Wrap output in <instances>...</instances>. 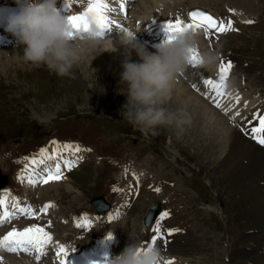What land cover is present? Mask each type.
Here are the masks:
<instances>
[{"label":"rangeland","instance_id":"rangeland-1","mask_svg":"<svg viewBox=\"0 0 264 264\" xmlns=\"http://www.w3.org/2000/svg\"><path fill=\"white\" fill-rule=\"evenodd\" d=\"M12 1L15 2L0 0V6ZM57 2H62L63 14L76 10L72 6L64 9L66 0ZM75 2L77 5L79 0H71L72 5ZM235 3L231 5L242 8L253 23L233 21V28L237 30L231 31L230 35H211L209 42L220 57L231 60L233 83L243 88L242 92H254L257 97L258 92H264V0H235ZM139 4L142 9L146 7L144 2ZM185 4L188 7L189 4ZM199 6L215 7V12L226 23L221 1H206ZM20 54L23 55L9 47L0 52L2 66L14 62L13 67L0 71V172L8 176L10 190L21 203L32 206L37 203L42 207L44 200H51L55 204L50 214L39 211L34 220L41 226L51 221L46 230L55 241L67 243L69 249L83 250L110 236L115 238V254L134 241L147 245L145 242L154 234L153 224L145 226L143 218L147 209L159 202L161 211L170 213L162 222L163 229H182L181 235L187 239H176L170 245L174 248L180 244L181 248L171 255L165 254L166 261L173 260L174 264H264L260 231L258 227H251L248 219L252 211L262 213L255 204L257 197L248 192L249 187L236 186V175L232 171L238 163L232 157L221 161L224 153L220 154L210 138H198L188 125L180 135H177L175 125L159 126L155 136L151 132L145 134L135 130L123 118L122 109L127 97L112 78L115 69L108 58L92 60L87 56L75 65L80 71L72 69V75L60 76L46 65L16 60ZM75 100L76 107L61 112ZM61 102L65 105L55 109ZM164 107L170 111L179 110L169 101ZM77 109L90 114L77 115ZM50 110L56 117L51 124L43 125L38 117L47 121V116H53ZM234 110L235 106L231 111ZM242 128L248 129V126L242 122L233 129L249 138ZM124 135L139 144L137 162H134L146 172L138 194L137 187L122 189L121 186L127 183L117 182L123 160L134 159L130 152L134 150L123 146L128 142ZM49 137L78 142L90 151H83V160L69 175L70 183L74 185L72 190L67 191L65 184H61L52 186L54 191L50 187V193L46 190L44 196L40 192L28 194L26 184L17 178L24 163L17 161L30 155L24 156ZM147 148L152 149H149L152 153L149 161L142 156L148 153ZM149 163L153 165L151 168ZM152 177L154 182L149 181ZM113 186L122 191L113 192ZM156 188L160 191L156 192ZM98 194L112 204L106 213H96L90 204V198ZM118 207L121 212L116 217ZM85 213L93 218L89 229L71 228L67 223L72 221L71 218L75 221V214L82 217ZM109 213L114 216L111 221L107 219ZM42 264H53L51 253Z\"/></svg>","mask_w":264,"mask_h":264},{"label":"clouds","instance_id":"clouds-1","mask_svg":"<svg viewBox=\"0 0 264 264\" xmlns=\"http://www.w3.org/2000/svg\"><path fill=\"white\" fill-rule=\"evenodd\" d=\"M175 2L152 0L160 11ZM15 3L19 11L9 16L7 30L18 44L24 45L23 59L34 65H46L60 76H70L72 68L89 54L116 51L112 38L103 37L96 17L91 14L87 16L86 29L73 37L57 10V0H15ZM136 33L123 31L120 35V42L126 46L120 73L121 83L125 85L121 91L127 97L123 118L141 133L151 132L155 136L159 126L175 125L180 135L185 125L191 124L190 116L182 110L170 111L164 105L188 69L190 58L200 43L199 35L178 32L171 40L165 39L156 46L153 52L134 40ZM131 50L136 51L139 61L130 59ZM219 59V52L209 48L199 53L198 65L212 70ZM227 87H234V83H228ZM107 264H162V256L155 246L134 241L110 257Z\"/></svg>","mask_w":264,"mask_h":264},{"label":"snow or ice","instance_id":"snow-or-ice-1","mask_svg":"<svg viewBox=\"0 0 264 264\" xmlns=\"http://www.w3.org/2000/svg\"><path fill=\"white\" fill-rule=\"evenodd\" d=\"M66 6L69 8L72 6L71 0H66ZM117 9L110 7L108 0H87V7L84 11L68 15L67 21L74 31H68L70 36H75L77 33L83 31L87 27L86 19L88 15H93L98 21L99 29H104L115 24L122 28L123 31H129L122 24L117 23L116 20L111 19L108 13L116 12ZM119 11L127 17L128 9L125 6V0H120ZM229 11H235L230 9ZM190 22L185 23L179 17L167 18L165 23V29L168 33L167 39L171 40L174 34L181 31L196 32L198 29H203L206 36L223 34L229 31L237 30L233 28V23L229 20L227 23L223 19L216 18L206 11L194 10L189 13ZM246 23H253L252 20L246 21ZM102 34V31H100ZM199 64V52L196 50L190 58L189 65L195 67ZM233 68L231 60L221 61L219 66V79H204L203 84L210 91L214 92L216 96H221L224 94V89L227 87V79L230 70ZM196 88V85H192ZM207 95V93H206ZM237 103H239L240 97H236ZM215 106L220 109L222 106L219 101H216ZM245 106H247V101H245ZM224 113L227 115L228 109H223ZM240 113L237 112L235 116H239ZM235 116L230 117L231 120H235ZM253 118L258 121L255 126L250 129H241L246 135H249L253 141L257 144L264 146V114L256 113ZM251 124V121H249ZM50 144L56 145L51 153H49L47 147H43L39 152L33 156L24 157L22 160L17 162H23L24 168L18 173V180L21 182H27L30 186L36 187L39 184H48L53 181H60L64 179V169L71 170L74 168L80 160L83 159L82 156H77V153L82 151H90V149H83L80 145L74 142H60L57 140L50 141ZM64 152H70V157H65ZM55 161L53 164L52 162ZM136 178V187L138 194L139 186V175L134 174ZM132 185H129V189ZM113 192L122 191V189L113 186ZM156 192L160 189L156 188ZM127 203V201H126ZM10 205V207H9ZM54 205L49 202L46 203L40 212L46 213L50 207ZM39 213L34 211L33 206L30 204L21 205L19 198L11 194L10 190L0 188V225L6 222H11L18 216L34 217L38 216ZM116 215H119L117 211ZM170 216L169 211L162 210L156 217L154 224L152 225V232L154 233L150 241L145 243L156 246L158 242L162 241L163 245H167L170 240L169 238L182 229L170 228L163 229L162 222L165 221ZM99 219V218H95ZM107 219L109 221L114 219L112 213H109ZM93 223V218H89L87 213H85L79 221H77L76 226L80 229H89ZM51 225V221L48 225L41 226L39 224H32L28 227H24L22 230H18L13 227L5 235L0 236V253H35V259L37 262L41 260V257L46 252V247L53 242V237L49 231L45 228ZM75 249L72 248L71 251ZM70 251L66 248L64 244L57 242L56 256L59 258V264H67V257ZM3 260V256H0V261ZM162 264H174L173 260L162 261Z\"/></svg>","mask_w":264,"mask_h":264},{"label":"bare ground","instance_id":"bare-ground-1","mask_svg":"<svg viewBox=\"0 0 264 264\" xmlns=\"http://www.w3.org/2000/svg\"><path fill=\"white\" fill-rule=\"evenodd\" d=\"M206 1L209 2L212 0H179V2H176V4L174 5V8H176V11L178 12V14L182 15L184 13V11L182 9H179V7L183 6L186 2L189 4L188 8H192V7L199 6V4H204V3H206ZM219 1H221V3L224 4V6L225 5L232 6L231 4H233V5L237 4V3H235V0H219ZM232 1H234V2H232ZM144 3H145V6L147 4V7L141 9L139 11V13L132 15L133 13L130 12V17L131 16L134 17V19H133L134 20V22H133L134 31L131 30L129 25H126L125 23L123 24V26L126 27L129 31L137 32L135 34L134 40L140 44H143V43L139 40L138 35H139L140 31H142V32L145 31V29H144L145 23L148 20H150L149 25H148L149 27H154L156 25L162 26L164 23V18H165V15L162 13V11H160L155 5L152 4V0H144ZM215 5L216 4H214V6ZM170 6L171 5H167L164 9L165 10H168V8L171 9ZM211 8L215 9V7H211ZM149 9H151V10L149 11ZM238 13L242 14L241 12H238ZM137 20H138V22H137ZM65 26H66V29L68 31H74L71 28L70 24L68 23L67 19L65 21ZM164 28H165V26H164ZM122 32H123V30L118 31L116 34L106 36V38H109V37L112 38L114 46L116 48V51H103V52H100L96 55H95V53L88 55V57L90 59H92V57L94 55V58L92 60H95L98 58H101L104 60V59L108 58L110 60L109 62H112L111 65L114 67L115 72H116L114 75L115 77H112V78L115 79V83H116V86L118 88H124L123 84L121 83V77H120V73L123 71L122 62L125 59V52H126V46L120 42V35L122 34ZM202 32H203V29H198V31L194 32V33L199 35L200 43H199L198 48H197V50H199V51H201V49H204L203 42H204L205 38H204V35ZM143 45L147 48L148 51H153V52L156 50V46H158V45H156L154 47H150V46L145 45V44H143ZM130 59L132 61H139L140 58L137 55L135 50H131ZM16 60H19V58ZM12 64H13V62L12 63L7 62V63L3 64V66L0 67V71L4 70L8 66H12ZM231 78L228 81V83H231V82L233 83V80ZM188 79L192 80L194 83L197 82L196 76L194 74L188 76ZM234 84L237 86L236 83H234ZM236 86L232 88L233 93H237L239 95V97H241V94L248 97L249 98V104L252 105L257 100L254 92L250 93V94H248L246 92H239V90L236 88ZM198 91L204 95H206V93H207V95H206L207 97L203 98L202 96H200V94H198L193 89H191L188 86L187 81L182 82V81L178 80V82L174 86L172 96L168 101L170 103H172V105L174 107H176V109L182 110L183 112H186L190 116L191 124L188 125V127L192 133L198 134L197 135L198 138H203V139L204 138H210L213 141V143L215 144V146L218 148V150L220 151V154L222 155V153H224L223 157H221V161L222 160L226 161L228 158L232 157V160L235 161L236 163H238V166H235L234 169L232 168L233 169L232 172L236 175V178H235L236 186L242 187V188L245 186L249 187L250 191H248V192H253L254 196L257 197V201L255 200L256 201L255 204L262 211V213H257L256 211H252L249 218L247 216L246 217L249 219L250 224L252 225L251 227H258V229L260 231L259 236H260V238H262L261 244L264 247V233H263L264 232V148L260 147L259 145H256L250 138L243 137L236 129H233L234 127L232 128V127H229L227 125V123L225 121L226 120V118H225L226 114L221 112L220 110L213 108L210 105V103L208 102V98H210V92H209V89L207 87H202V85L198 84ZM227 95H228V97H225V98H230L231 96H233L232 94H227ZM242 105H243V103L240 104L239 109L242 108ZM235 108H238V105L235 104ZM226 109H228V112L230 114L233 113L231 111L232 107H230V108L226 107ZM263 109H264V103L258 102L256 105L253 106V108L250 109L249 113L252 114L253 116L256 113L262 114ZM235 111H236V109H235ZM201 116L204 118H202ZM48 117H50V115L47 116L46 118H48ZM38 118H39V121L46 122L45 118H41V117H38ZM237 119L238 118L236 117L235 120H237ZM249 121H251V125H254L256 123V122H253V121H256L254 118L249 119L248 124H249ZM231 122H234V121H230V122L228 121V124H230ZM191 128H192V130H191ZM171 150L174 153H176L174 149H171ZM64 177L65 178L60 180V181H53V182H50V183H48L44 186H41V187H39V185H37L36 187L30 186L26 181L24 183L26 184L28 193H33V194L35 193L36 194L37 192H40L41 196H42L43 192L48 190L50 187L58 186L61 184H65L67 191L72 190L73 186L70 183L71 179L67 176V174H65V172H64ZM247 182H248V185L246 184ZM53 191H54V188H53ZM62 191H63V189H62ZM48 192H49V190H48ZM255 197H253V198H255ZM114 215L116 217H118L116 215V213ZM10 230L4 228L0 231V233L5 235ZM181 233H183V232L173 234L170 237V239H171L170 243H168L166 246L163 245L162 241H160L156 245V248L161 250L160 252L164 257H165V254L171 255V253H173L174 251L176 252V249L181 246L179 244L178 247H174V248L170 247V245L173 242H175L176 239L181 240L182 238H184V237H182ZM184 239L187 240L186 238H184ZM254 242H255V240H254ZM119 244L120 243H118V245ZM262 246H260V247H262ZM167 248H168V250H167ZM166 251L168 253H166ZM0 256H3V260L0 261V264H22V262L26 263V264H36V262L33 261L32 259L26 260L25 258L15 257L13 255H3L1 253H0ZM162 261H166V260L163 259Z\"/></svg>","mask_w":264,"mask_h":264},{"label":"water","instance_id":"water-1","mask_svg":"<svg viewBox=\"0 0 264 264\" xmlns=\"http://www.w3.org/2000/svg\"><path fill=\"white\" fill-rule=\"evenodd\" d=\"M4 182H5V178L0 182V184H3ZM93 201L97 205H99L101 203L100 198H95V199H93ZM158 212H159V207L158 206L152 207L149 210L148 214L144 218L145 223L146 224H150L155 219V217L158 214Z\"/></svg>","mask_w":264,"mask_h":264}]
</instances>
